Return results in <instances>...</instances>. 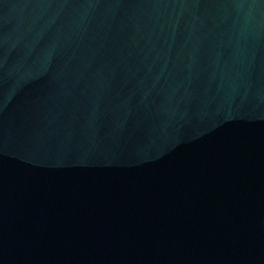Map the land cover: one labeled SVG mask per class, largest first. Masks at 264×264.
<instances>
[{"label":"water","instance_id":"obj_1","mask_svg":"<svg viewBox=\"0 0 264 264\" xmlns=\"http://www.w3.org/2000/svg\"><path fill=\"white\" fill-rule=\"evenodd\" d=\"M0 264H264V0H0Z\"/></svg>","mask_w":264,"mask_h":264}]
</instances>
